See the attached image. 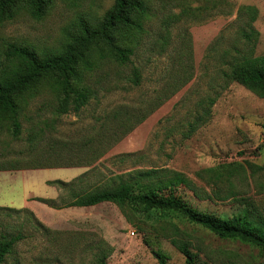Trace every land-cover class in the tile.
<instances>
[{
    "label": "rangeland",
    "instance_id": "rangeland-1",
    "mask_svg": "<svg viewBox=\"0 0 264 264\" xmlns=\"http://www.w3.org/2000/svg\"><path fill=\"white\" fill-rule=\"evenodd\" d=\"M114 1L50 0L39 19L20 10L0 24V73L10 43L57 52L82 21L97 24ZM149 5L146 30L126 41L134 48L131 61L85 74L82 84L96 92L80 111L54 114L61 97L43 82L20 100V136H12L10 124L0 129V165L24 164L0 170V236L25 235L4 264H101L104 254L106 264H161L156 252L166 264H185L173 238L196 254L194 264H264V249L221 238L176 211L112 202L55 208L38 200L61 203L58 197L67 196V189L48 183L52 180L68 182L87 173L76 186L84 191L113 186L118 175L134 169L165 167L196 184L175 190L188 205L225 218L241 216L264 231V98L230 82L212 117L187 135L198 101L214 96L212 85L220 89L213 78L222 66V50L233 52V44L242 54H264V0H149ZM248 6L256 9L251 25L259 33L253 50L238 39L252 18L239 16V10ZM136 68L138 84L132 81ZM103 134H108L100 145L104 151L91 163L85 164L86 156L76 165H62L70 162L73 146ZM235 165L244 166L248 178L235 181L234 196L227 183L216 186L207 173L198 175Z\"/></svg>",
    "mask_w": 264,
    "mask_h": 264
},
{
    "label": "trees",
    "instance_id": "trees-1",
    "mask_svg": "<svg viewBox=\"0 0 264 264\" xmlns=\"http://www.w3.org/2000/svg\"><path fill=\"white\" fill-rule=\"evenodd\" d=\"M49 4L50 0H0V24L13 19L22 9H26L35 18H42ZM244 13L250 14L252 18L247 27L240 30L238 39L253 50L259 36L258 31L251 25L256 9L251 6L242 7L239 16ZM149 16V0H115L97 24L82 21L79 31L71 34L65 45L57 52L39 53L28 45L10 43L6 52L8 64L0 73V129L10 124L12 136L14 138L20 136L22 132L20 100L25 94L35 91L43 82H47L51 90L61 97L59 106L54 107V114L59 116L72 110L80 111L96 92L91 85L82 84L86 78L85 74H92L110 64L127 65L131 61L134 48L127 45L126 41L134 39L136 41L138 36L144 33ZM219 47L220 44L215 46V49L218 50ZM230 50L233 52L222 50L220 60L222 66L217 69V77L213 78V81L220 80L218 84L220 89L212 85L214 96L209 94L198 101L200 107L194 120L189 123L188 136L212 117V107L230 82L236 81L264 98V54H242V49L233 44L230 45ZM132 81L135 84L140 82L138 68L135 69ZM108 82L114 84V80L110 78ZM106 135L108 134H103L102 137L93 136L86 142L73 146L69 150L70 156L68 155L70 162L62 165H76L78 163L75 162L76 159L80 160L86 156L90 157L85 164L91 163L104 151L100 145ZM31 139L34 141V137ZM45 159H51V155L45 156ZM22 166L24 164L21 165L19 160H13L9 167L0 165V170ZM204 172L212 177V183L216 186L219 183H227L228 194L233 196L238 193L233 189L236 186L235 181H246L248 178L247 170L242 165L226 169L210 167L199 171L198 175L204 178ZM124 174L118 175L119 182L113 186L104 184L84 191L78 190L76 186L84 181L87 173L68 182L61 179L52 180L48 183L67 189V196L58 197L61 203H57L58 200L53 198L38 200L55 208L112 202L121 208H125L127 203H133L144 211L155 208L176 211L221 238L240 240L264 249V231L260 227L244 222L238 215L225 218L199 210L177 196L175 190L179 186L196 188V184L183 172L165 167H151L134 169ZM215 192L222 193L217 188ZM24 238L25 235L22 233L0 236V264L5 263L7 257ZM172 242L186 255L185 264H194L196 254L189 246L185 242L180 243L176 238H173ZM156 255L161 264H166L162 253L156 252ZM105 258V254L101 256V264H106Z\"/></svg>",
    "mask_w": 264,
    "mask_h": 264
},
{
    "label": "built area",
    "instance_id": "built-area-1",
    "mask_svg": "<svg viewBox=\"0 0 264 264\" xmlns=\"http://www.w3.org/2000/svg\"><path fill=\"white\" fill-rule=\"evenodd\" d=\"M134 233V232H133Z\"/></svg>",
    "mask_w": 264,
    "mask_h": 264
}]
</instances>
